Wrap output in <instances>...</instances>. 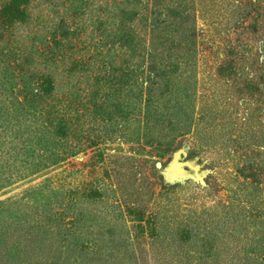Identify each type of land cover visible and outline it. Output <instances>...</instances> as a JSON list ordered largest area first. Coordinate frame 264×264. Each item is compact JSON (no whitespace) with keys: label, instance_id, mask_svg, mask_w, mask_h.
<instances>
[{"label":"rangeland","instance_id":"obj_1","mask_svg":"<svg viewBox=\"0 0 264 264\" xmlns=\"http://www.w3.org/2000/svg\"><path fill=\"white\" fill-rule=\"evenodd\" d=\"M187 1L194 6L181 17L195 28L191 37V31L183 34L189 38L185 45L189 58L177 69H165L173 71L174 87L184 81L192 97L187 98L182 86L175 91L166 78L158 79L156 92L172 89L169 104L177 102L173 111L180 106L190 117L177 127L159 115L155 127L160 130L155 132L145 126L154 117L152 109L145 107L147 61L139 64L148 57L151 44L145 25L152 18L150 8L166 4L182 8ZM248 2L253 0H29V16L5 34L16 45L45 49L60 68L65 63L58 54L62 49L70 52L73 48L68 46L77 47L71 55L86 58L83 51L92 48L85 45L101 38L110 41L96 49L116 59L129 57L132 51L125 48L127 43L111 38L115 26L110 23L123 17L138 34L129 65L138 67L133 72L138 79H127L118 97L110 96L106 110L113 112L117 102L124 105V113L118 111L111 119L101 113L92 117L88 105H66L42 95L46 116L40 104L29 107L22 102L23 92L16 91L22 84L17 80L12 79L15 85H3L7 104L15 96L22 103L15 104L18 111L14 115L20 119L17 132L0 126V233H6L5 238L14 244L28 242V236L34 238V247L40 240L50 241L51 252L56 248L63 264H80L87 257L106 259L111 244L120 251L115 260L125 264L196 263L200 257L209 261L222 245L233 258L234 245H246L253 250L251 257L264 264V100L255 98L263 84L256 85L252 99L247 96L249 88L243 87L249 60L255 63L264 58V51L259 53L261 39L254 36L248 47L239 46L244 38L234 23L256 5L245 6ZM165 15L166 10L160 17ZM211 15L213 21L223 23L211 27ZM96 16L106 21L103 26L109 35L96 33ZM63 26L69 33L60 39L53 31ZM122 43L126 44L119 46ZM1 45L6 43L0 40ZM154 58L163 61L160 56ZM222 59L227 73L217 75L215 69ZM248 69L247 77L262 81L258 69ZM70 90L76 100L83 95L78 85ZM127 99L131 100L129 113ZM59 117L68 120L67 134L62 137L54 128ZM0 124H4L2 118ZM120 131L135 133L128 139L132 136H120ZM196 131L207 138L196 136ZM46 137L49 142L44 151L40 147ZM247 164L253 167L250 172ZM94 245L101 246V251L94 252Z\"/></svg>","mask_w":264,"mask_h":264},{"label":"trees","instance_id":"obj_2","mask_svg":"<svg viewBox=\"0 0 264 264\" xmlns=\"http://www.w3.org/2000/svg\"><path fill=\"white\" fill-rule=\"evenodd\" d=\"M27 3H29V0H3V2L0 3V40L6 43L5 46H0V118H2L4 121V124H0V126H9L10 129L14 128V130L16 129L17 132V129H19L20 127V124H17V122L20 121V119L16 118V115H14V111H18V108L17 106H15V104L26 102L28 103L29 107H39L38 104H40L39 110L43 111L45 107L43 108L41 106L42 104H44L41 102L45 101L44 99H42V95L50 97L52 98V100L66 105H70L73 103H79L86 106L88 105V109L92 117L96 114L100 115L101 113V115L105 114L102 116L111 119L113 118V116L115 117L118 111L124 113V110H122L124 105L118 102L113 112L110 109L106 110V107L109 108L108 106H110V100H112V98L110 99V96L112 95L114 98V96L117 95L116 97H118L119 93L123 90V84H128L127 79L135 77V74L133 72L138 67L136 66L135 69L129 68L130 63H132L131 60L133 58V55L136 52L135 48H137L134 38L138 34L135 31L134 25L132 23H129L128 20L123 17H120L113 23H110L115 26V31L112 32L111 38L115 40V43H119L120 40L123 39L124 42L127 43H125L127 45L125 48L131 50L133 55L131 53L129 57L121 56L118 59L114 57L112 58L110 54H107V51L102 52V49H96L98 46H106L107 42L110 41L101 38L98 39V41H95L92 45H85L88 46V48H92L90 50L86 49L83 51L84 54L88 55L86 58H83V55L79 56L78 58H75L71 55V52L74 53L79 49L77 47L68 46V48H73V50L70 52L66 51V49H62L58 54H61L65 58V63L63 65L64 67L60 68L56 65V61L52 60L53 57L48 56L46 51H44L45 49L31 50L30 45H27V43H22L19 46L15 44L16 41L11 39L12 37L5 36V34L11 32L15 28L14 25L16 24V22H23L29 16L26 11ZM153 3L154 6H157V3L155 1ZM253 3L256 5L251 8L244 19H241V21H239L238 23L234 22L236 27L235 31L237 30L239 32L240 30V33L243 34L242 38H244L245 41L243 40L239 43V46L242 47H248L252 36H254L253 38L261 39V44L259 45V47H263L262 50L259 48V53H261V51H264V0H253V2H248V5L245 6L249 7ZM193 6L194 5H192V2L189 1L188 3L187 1L182 4V8L180 7V5L179 7H177L167 4L164 8H150L152 18L147 22L145 26L147 27V32L149 34L151 44L147 50L148 57L144 60H141V63L139 64L147 61L146 68L148 69V73L146 75V83L148 84V94L145 98V107L147 111H151L152 109V114L154 117L147 119V121H150V123H147L146 121L145 126L150 129L154 128L153 130L155 132L160 130V128L155 127L157 126L158 120L160 119L159 115H165V120L170 123H175L177 127L180 126L179 124L182 122V120L186 122V118L188 120L190 117L185 116L186 113L184 110L180 111V106L176 109V111H173V106H175L177 102L174 105L169 104L172 89L167 91L159 89L160 92H156V89L158 88L157 85H159L158 79L166 78L167 82L171 84L170 87L175 88V91H179V89L177 88L178 85L174 87L171 78V76L173 75V71H168L165 69V67L169 66L171 67V69H177L181 63L187 62L189 58V53L187 54L185 51V45L187 42H189V38L187 36H184L183 34L185 32L187 33V31H191L189 35V37H191L195 28L194 26L189 25L192 24V22H188L186 19L181 17V15L187 8H192ZM164 10H166V15L164 18H161L160 15L164 13ZM209 10L210 9H205V12ZM208 20V24L213 28H215L216 25H221L223 23L213 21L212 15ZM105 22L106 21H104L102 17H95V19L93 20V28L96 33L102 32V34H106L107 32L106 35L110 34V30L107 31L108 28L103 26ZM228 24L229 23L226 22V26H228ZM58 28H60V30H58ZM53 32L54 35L57 33L60 34V39L66 38V35L69 33L66 26L57 27V29H54ZM71 34H73V31L71 32ZM123 44L124 43L119 44V46L122 47ZM170 50H172L171 53L169 52ZM35 52L37 53L34 56ZM164 52L166 53V55H164ZM140 54L141 53H139L138 55L140 56ZM104 56L109 57L108 59H104ZM155 56L162 57L163 61L158 63V60L154 58ZM170 56L174 57L172 58ZM39 57H41L42 60H39ZM68 59H70V61H68ZM167 60L169 61L167 62ZM95 61H97L98 63L97 66L94 65ZM225 62L226 60L222 59L216 66L215 72L217 75H223L227 73ZM255 63L249 60L248 68L258 69L259 78L262 77L263 79L261 82H253V75H251V77H247L250 73V70L248 68H245L244 71L246 73V78L245 80H243L245 83L243 87L249 88L247 96L252 99L255 96V90H257L256 85L258 83L263 84V89L259 91L257 90L258 93H256L255 98L257 100H264V58L257 59ZM80 65H86V67H81ZM122 65H124V68H122ZM78 70H83L84 72L82 74H78ZM8 77L11 78V80L15 79L17 80L16 82L22 84V87L16 90L17 93L21 91L23 92L24 95H22V102L18 101V97L10 96L12 99L8 100L7 104L6 97L2 96V90L5 88L3 87L4 84L10 83V86L15 85V82L13 80L11 81L9 79L8 81ZM63 78H67V80H63ZM137 79L138 78L135 77V81ZM71 80L75 81V83L70 84ZM81 84L84 85L81 86ZM76 85L79 86V89L83 93L79 100L75 99L73 93L70 90V88ZM164 85L166 84L164 83ZM179 86L183 87V90L185 92L184 94L187 96V98L192 97L191 93L188 94L186 92L187 85L184 81ZM101 87H106L107 90L100 91ZM115 92L118 94H114ZM67 97L69 98V100L64 101L67 99ZM129 102H131V100L127 99L126 110L127 107L130 106ZM47 105L48 104H45V106ZM74 107L76 108V106ZM22 108L23 107H21V109ZM157 110H162V112L159 113L157 112ZM10 111L13 112V114H9L11 113ZM44 111H46V113L44 112L43 114L48 116V111ZM130 111H132L131 108L126 112L129 113ZM59 115L63 116L64 114L60 113ZM78 116H82V111L77 112L76 116L74 117L75 121L79 118ZM170 117H172L174 121H172ZM9 118L10 120L14 119V122L10 123ZM114 120L117 123L120 122L117 117ZM67 123L68 120L66 118L64 119L63 117H59L58 122L54 125L56 135L62 137L67 134V131L65 130V128L67 127ZM185 126V123L181 124V127ZM184 132H186V130ZM252 132L255 133V131ZM134 133L135 131H120L119 135L124 136L125 134H130V136L132 137H128V139H132ZM151 133L147 134L148 136H150V138H154L155 136L151 135ZM195 134L196 136L198 134L202 135V132L196 131ZM156 137L160 138V136L158 135ZM202 137L207 138L206 134L202 135ZM47 142H49L48 137H46L44 145H42L40 149L47 151V149L45 148V144H47ZM92 142H94L93 139ZM249 164L253 165V162H250ZM249 164L246 165L248 172H250L251 168H253L250 167ZM254 174L255 173H253V175ZM5 236L6 233H0V264H63V261L58 260V257L56 256V248H54V251L51 252L52 245L49 243L50 241L44 242L43 240H40V242H37L36 246L34 247L32 245V242H34L32 240L34 238L30 236H28V242H19V244H14L12 240H8L7 238H5ZM261 244H263L262 241ZM94 248H96L94 252L101 251V246L99 245H94ZM109 248L110 249L106 255V259L102 260L98 258L96 259L93 257H87L80 264H125L123 263V260H115L116 253L118 254V252L120 251L112 244L109 245ZM218 248L219 249L217 250L215 257L209 261L206 259H201L202 257H200V259H198L196 263L186 261L182 264H261L256 262L251 257L253 253L251 254L249 252H253V250L249 249V247H247L246 245H244L243 247L234 245L233 255L236 256V258H233V256L229 255L228 247L223 248L222 245ZM12 249L14 250L12 251ZM83 255L84 254L82 253L80 257L82 258ZM128 264L136 263L130 261L128 262Z\"/></svg>","mask_w":264,"mask_h":264}]
</instances>
